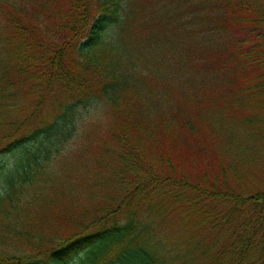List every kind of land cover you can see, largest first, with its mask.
<instances>
[{"label": "trees", "instance_id": "obj_1", "mask_svg": "<svg viewBox=\"0 0 264 264\" xmlns=\"http://www.w3.org/2000/svg\"><path fill=\"white\" fill-rule=\"evenodd\" d=\"M93 1L88 12L87 0H69L71 17L60 16L59 28L70 36L48 43L36 39L39 22L4 10L17 45L14 81L0 65V101L22 87L37 101L0 137L8 138L0 145V264H193L196 232L184 227L193 244L184 250L164 239L154 216L119 223L107 211L49 248L29 247L36 240L22 227L37 228L30 217L46 222L53 198L91 190L77 184L94 180L91 150L104 123L119 163L114 180L131 200L170 197L205 230L223 233V243H209L216 258L208 264H264V190L249 191L241 159L224 155L247 124L264 123V0ZM59 91L54 117L29 127L46 93ZM207 145L216 147L203 158L198 147Z\"/></svg>", "mask_w": 264, "mask_h": 264}, {"label": "rangeland", "instance_id": "obj_2", "mask_svg": "<svg viewBox=\"0 0 264 264\" xmlns=\"http://www.w3.org/2000/svg\"><path fill=\"white\" fill-rule=\"evenodd\" d=\"M68 1L0 0V65L9 69L5 82L14 81L12 77V73L15 71L12 69L14 64L12 50L17 44L9 37L4 10L19 18L23 24L29 22L35 24L33 21L39 22L42 32L38 27L34 29L36 31L35 34L38 36L36 39L48 43V38H56L60 41L70 36L69 27L59 28L60 16L61 18H65L67 15L71 17L72 11L67 6ZM85 7L88 12L95 11V2L87 0ZM76 13L78 12L74 14ZM31 15H34L33 18H31ZM63 93L64 91L53 92L52 94L46 93L49 97L43 106V110L31 122L29 127H33L41 122L50 121L58 112L56 99L64 95ZM33 100L37 101L36 95L31 93L26 87H22L19 90L10 89L9 93L2 98L0 101V104H2L0 107L1 138L11 133L8 123L12 121L17 123L23 116L29 114L33 106ZM110 128L111 126L108 123H104V133L95 151L91 150V153H95L91 158L92 169L88 173V177L90 180H94L90 184L88 182L77 184L79 188H83L88 184L91 190L86 195L77 193V197L53 198L52 200L55 201L56 206L46 222L38 215L35 218L30 217V219H34L36 223L34 226L37 228L32 230L33 226L22 227L25 230H29L36 240L29 247L49 248L56 243L61 235L78 233L83 230L92 218L100 215L103 211H107L112 214V220H116L119 223L126 222L130 215L132 217L144 218L154 216V221H158L157 230L163 233L164 239L169 242L174 241L184 250L193 246L192 243L186 241L183 235V230L186 226L192 233L196 232V239L202 242L201 249L195 248L196 250L188 253L195 259L193 264H208L206 263L208 256L216 258L215 251L208 249V246L210 242H215L217 245L223 243V233L216 236L205 230L204 225L202 224L201 226L200 223V221L204 220L198 214H191L185 208H174L176 203L170 197L158 196L134 198L131 200L127 194L130 188H123L114 180L115 169L116 167L119 168V163L110 154L114 151V147L108 136ZM243 131L244 138L236 140L233 147L234 152L229 157L225 148L224 155L228 158L241 159V164L244 165V173L246 175L245 184L243 185L249 191H262L264 190V123H249L243 128ZM19 133L21 132H14L11 137L17 136ZM7 140L8 138L2 139L0 145L7 142ZM215 147L216 145H207V150H204L202 146H199L201 157L205 158L207 154H211ZM106 151L108 152L107 154H105ZM188 204L193 208H197L193 200L188 201ZM46 207L49 212L51 210L50 205L46 204ZM184 260L187 264H190L188 258L184 257Z\"/></svg>", "mask_w": 264, "mask_h": 264}]
</instances>
